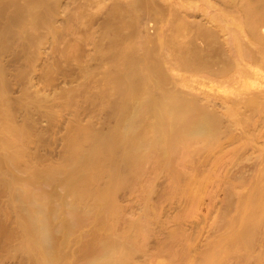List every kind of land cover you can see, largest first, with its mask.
I'll return each instance as SVG.
<instances>
[{"label": "bare ground", "instance_id": "1", "mask_svg": "<svg viewBox=\"0 0 264 264\" xmlns=\"http://www.w3.org/2000/svg\"><path fill=\"white\" fill-rule=\"evenodd\" d=\"M51 1L56 0H0V56L14 47L17 42L21 44H19V47L25 46L24 43L26 44V41L28 43L29 41L34 42L31 41V39L38 36L41 38L43 36L42 34L41 36L37 35V29L43 24L52 22L51 18L54 19L53 11L54 7L56 8L57 5L54 6L55 4ZM226 2L228 8H237L238 14L235 12L236 15L230 13L231 16H233L232 19H227L225 15H221L219 18H212L219 23L223 22L225 27L234 25L233 28L229 29L234 48L233 56L225 51L226 56L224 57L221 53L216 52L215 48L203 52L197 45L193 43L186 44L176 40L174 37V39L172 38L167 42L160 41V47H158V49H141V46H139L141 43L139 44L135 41V43L131 41V43L126 42V36L123 35L124 33H121L123 31H121V23H119L120 25H113L114 20H111L112 17L107 25L108 28L105 29L107 31H105L104 34V36L109 39L108 46L104 47L99 42L96 50L99 53L97 54L102 56L106 55L103 54L105 53L104 51L108 50L107 52H113L112 49H117L119 47V51H117L118 49L116 50L117 53L114 51L113 54L109 52L111 55H107L108 64L110 66L106 69L104 79L107 82L106 84H109L111 88L110 90H105V88L102 92L99 90L100 97L104 104H111L113 108L112 115L113 117L115 116V123L113 122V127L109 128L106 132L95 130L92 124L90 126L75 125L74 130L71 133L68 132L69 134L67 135V137H69V141L67 140V142L69 143L65 145V147H67V149H65V158L60 164H55L53 166L46 165V167L44 166L45 168H40L41 166H39V164L37 165L36 162L38 160L37 153L30 150L32 141H39V139L43 137V133H41L42 137H40L39 131L37 132L33 128L36 125L30 126L26 124L28 122L27 119L26 123H16L15 114L18 108H20V105L22 106L21 103L24 104L25 102H21V98L18 101L8 97L7 90L8 87H10V82L13 80H7L8 75H5L7 71L5 72L4 69L8 70V67L11 68V66L10 63L9 65L5 64V66H8L5 68L0 60V131L2 133L0 138V149L1 147L5 149V152L3 150L4 153L0 154V184L7 189L6 191H8L12 198L11 202L17 203L16 208L11 213H1V209L3 208L0 207V254L8 243L11 242L10 244H12L11 239L16 237L15 235L18 233L20 238L17 240L20 239V243L18 242L19 248L17 249L27 254L29 260H35V264H75L79 262L78 259L80 260L81 257V259L84 260V264H134L131 259L133 247L138 243H136V241L140 233L141 237L145 235L143 233H145V228H147L148 225L145 226L146 223L139 221V219L128 225L126 224L129 226L128 229L122 226L121 228L123 229L116 231L117 225L115 221L120 214L119 206L114 201L113 191H115L114 188L116 186L119 187L120 184L126 183L128 180L131 181L130 178H135L139 175V173H141V166L144 162L146 164V161L156 160L159 162L158 164H161L164 168H168V170L172 168L174 170L173 166L178 162V153L179 155L181 153L180 157H183L181 162H183V166L186 165L184 169L186 170L187 176V174L190 173L186 169L187 164L189 167V162L192 161V153H194L195 159L199 160L198 164L200 163V165L199 170H193V172H198L199 176L196 177L199 179L196 181L199 182L198 187L201 186L202 188L203 185L206 184L207 186V184H209L208 182L205 183L206 180H209L207 177H212V173L213 175H217V173H215V168L220 164L223 165V167L224 164H226V170H228L230 164L236 163L239 159L241 160V158L246 155L245 153L252 150L253 153L255 152V155L257 153L261 158V164H259V162H254L255 165L257 164L256 166L254 165V169L258 170L259 167H261L257 172V177H260L261 174L262 178L264 170V95L261 94V90L259 92L252 90L254 89L252 88L254 87L253 81L249 79L236 81L237 86L233 88L235 91L232 90L222 95L220 103L216 101L215 98L210 100L208 97H206V99L204 97L205 102L203 98H197V96H192L190 99L188 95H184L180 90V92H178L177 88L174 89L175 87H172V89L167 86L170 75L165 68L166 54H170L174 57L177 65L184 69L193 71L205 70L216 77H226L234 68L239 66L241 59L249 58L252 55L243 41L245 32H247L257 44L258 52L261 54L259 65L264 67V31L262 30L264 28V0H226ZM132 3L134 6L132 5L133 7L130 9L135 12H137L138 8L140 11L144 10L146 12V9L149 7L148 0H132L131 4ZM118 5L119 4H117L116 7H118ZM121 10H123V8ZM120 16L122 17V15ZM134 20L135 19H133V21ZM179 20L180 26L177 32L182 34L188 29L186 26L188 22L186 20ZM120 21L121 18L119 22ZM136 21L137 20H135V22ZM124 23H126V21ZM130 25H132V23ZM197 31L211 41L217 37L216 32L206 26L198 25ZM15 47L14 49L16 50ZM25 48V50H27L29 46ZM22 50V52L28 51H24V47ZM36 52L38 53V51ZM27 53L35 54V52ZM14 57H16L14 59L17 60L20 56L15 55ZM13 61L14 60H12V62ZM24 61L27 62V60ZM12 62L11 65H13ZM26 62H24V64ZM27 65L31 64L27 63ZM20 67L21 66H19V68L18 66L14 67L16 69L18 68L20 71L17 70L15 75L14 73L13 75L16 78L20 73L22 75V77L19 75V78H17L18 81L16 80L17 82H20V77L24 79V75H26L25 73L23 75L24 70H27L26 66H23L25 67L24 70L22 69L23 67ZM14 71L15 70H13V72ZM254 71L258 73L257 70ZM17 72L19 74H17ZM254 73L255 72L252 74ZM256 73L254 75H256ZM16 78L12 79L15 80ZM13 82L11 84H15ZM225 82L224 80L222 83L224 84ZM219 87L220 86L217 88ZM241 87H243V89ZM248 90H251V92ZM224 91L226 93L227 89ZM72 94L70 96L75 97V95ZM96 94L99 95L98 93ZM78 96L79 95L76 97L78 98ZM87 96H90V94H87ZM94 96L97 98L95 94ZM110 96H116V99L114 98V100L111 101ZM185 96L188 97L186 98ZM74 97H71V99L75 100ZM71 99L69 100L72 103L69 100V102H67L70 106L79 100L76 99L75 102ZM90 102L92 103V101ZM90 102L88 103L90 104ZM210 104L213 106L212 109L209 108ZM45 105L43 106L45 107ZM22 107H24V105ZM89 107L91 106L89 105L88 108ZM27 108H25V110ZM47 110L46 113L51 114L53 110L52 106H49ZM256 116L261 117V125L255 124L250 127L252 125L251 122ZM51 122H53V120ZM54 124L55 123L52 125ZM37 126L35 128L38 130ZM56 129H58V127ZM50 134L52 133L50 132ZM50 139L53 141V138ZM55 139L57 140V137H55ZM85 144H87V146ZM181 149H183L184 154H182ZM251 158L254 159V157ZM196 162L197 161H195V163ZM21 163L25 164V170L29 175L26 179L21 178V176L19 178V175H17L16 168H18ZM145 164H143V166ZM245 165L248 164L245 163ZM178 169H181L180 171L182 174L184 173L183 171H185L182 168ZM143 170L146 169L144 168ZM180 171L178 173L175 172L179 176L178 180L181 176ZM72 172H80L81 176L79 175L80 178L77 181L72 182L71 178H68L69 175H71V177L74 175V173L71 174ZM194 176L195 175H193V177ZM188 178L192 180L195 177L190 178L188 176L186 179ZM56 179L63 182L62 184H65V188L67 189V192H65L66 190L64 191V194L66 193L65 195L61 194L63 199L66 197L67 193H69L71 197L68 195L70 198H67L71 201L63 200L59 194H57L58 196L56 198V194L54 197L53 193H48L49 191L46 192L42 190V188L38 189H41L40 191H36L40 182L51 181L53 183ZM73 179L74 178H72V180ZM229 181L235 187L230 186L229 190L233 187V192L232 190L231 192L235 195L234 189H236L235 191L237 192V188L241 187V183L236 185V179L235 184L233 179V183L231 180ZM184 182H187V180ZM189 182L191 183V181ZM262 182L263 181H261V183L259 181H252L251 183L253 184L251 187L249 186L250 190L248 194L244 196L238 195L240 196V198L238 197V203L241 210L238 219L240 225L239 230L237 229V232L232 235L226 234L227 236H225L223 234L224 237L221 238L223 241H220L219 244L216 243V245L211 247L206 253L203 252L204 257H201L202 260L199 264H222L224 260L223 257H226L224 254H226L225 251L227 247L232 245L233 242H237V244L238 242L239 244L242 243L245 247L247 245L249 246L252 243L249 241L251 239L253 240L258 228H264V183ZM196 183L197 182H194V185ZM124 184L123 186H125ZM192 184L193 183H191V185ZM134 187L133 190L135 189ZM130 189H132V187ZM186 191H188V189ZM202 191L203 188L199 192L202 193ZM183 194L186 196V192ZM58 197L60 198L58 199ZM55 198L61 200L57 202ZM147 211L148 210H146V212ZM122 216L123 215H121V217ZM149 217L148 218L151 220L153 216ZM230 221L231 220H229V222ZM237 225L238 224H236V226ZM57 230L61 233V238L56 236ZM103 230L106 232L105 234ZM130 230L134 232L131 233ZM78 231L81 233L77 237L78 239L76 238L78 241H75V243L79 242L80 245L78 246L80 247H78L79 253L75 254L78 255V257L81 255L80 258L62 252V249L65 250V248H62L63 245L68 244V242L71 243V241L74 243L73 239L75 236H71L74 237L72 240L70 238L71 241H69V236ZM77 235L78 233L76 236ZM140 240L143 241L141 238ZM138 246L140 247L141 245ZM232 246H235L234 243ZM234 248L235 247H233V249ZM6 249H8V247ZM240 249H242V247H240ZM135 250L137 251V249ZM243 250L246 251V249ZM68 251L72 250H67V252ZM186 251L187 250L184 252ZM246 252L245 255L247 254L248 256V252ZM230 253L231 252H229L228 255H230ZM186 256H188V254H186Z\"/></svg>", "mask_w": 264, "mask_h": 264}, {"label": "rangeland", "instance_id": "2", "mask_svg": "<svg viewBox=\"0 0 264 264\" xmlns=\"http://www.w3.org/2000/svg\"><path fill=\"white\" fill-rule=\"evenodd\" d=\"M131 1H51L55 4L54 6L57 5L56 8L54 7V11L56 12L53 11L54 19L51 18L52 22H48L49 25H51V23L52 25L49 26L48 24H43L37 29V35L41 36L42 34L43 36L41 38L38 36L36 38L31 39V41L34 42L29 41L30 45L26 41V44L24 43L25 46L19 47L20 43L18 44L17 42V44L15 43L14 45V47L16 45L18 46L15 47L16 50L14 49V47H12L13 49L11 48L9 51L1 54L0 60L2 61L3 66H5V64L9 65V63L11 66V68L5 66V68L8 67V70L4 69L3 67L4 71H7V74L5 73V75H8L7 80L14 81H11L9 84L10 87H8L7 90L9 95L8 97L10 99L18 101L21 98L23 101H20L26 103H21L22 106L24 105V107L20 105V108H18V113L16 112L15 114L16 123H26L28 120L26 124L30 126L38 125V130L35 128L36 126H34L33 128L37 132L39 131L40 137H42L41 133H43V137L40 138L39 141L34 140V142L32 141L30 145V150L35 151V153H37L38 155V160L36 162L37 165L39 164V166H41L40 168H43L44 166L46 167V165L53 166L55 164H60V162L63 161L66 155L65 149H67L65 145H68L69 143L67 142V140L69 141V137H67V135L74 130L75 125L90 126L92 124V127L95 130L97 129L101 132H106L107 130H109V128L113 127L115 123V116L113 117L112 115L113 108L111 107V104H104L100 97V91L102 92L105 88V90H110L111 88L109 84H106L107 82L104 79L106 69L110 66L108 64L109 61L107 60V55L113 54L114 51L117 53V51H119V47L117 48L118 50L114 48L115 50L112 49L113 52L109 51L111 52V54L107 52L108 50H103L105 52L103 54L106 55L102 56L98 55L99 53L96 50L97 44L99 42L104 47L108 46L109 39L108 37H105L104 34L105 31H107L105 29L108 28L107 25L112 17L113 18L111 20H114L113 25H120L119 23H121V31L123 30L121 33H124L123 35L126 36V42L129 43L131 41L133 43H141V45H139L141 46V49H158V47H160V41L167 42L174 37L176 40L184 42L186 44L193 43L197 45L203 52H206L208 49L215 48V51L221 53L224 57L226 56L225 51L228 52L229 55L233 56L234 48L233 43L231 41V34L229 32V29L233 28L234 25H231L230 27H225V24L223 22L219 23L212 18H219L221 17V15H225L227 19H232L233 16H231L230 13L238 14L237 8H228L226 0H148L149 7L148 9H146V12L144 10L140 11L139 8L137 9V12L131 11L130 8L134 6L133 3L131 4ZM117 4H119L118 7H116ZM113 8L116 9L114 10ZM122 8L123 10H121ZM132 14H134L136 17ZM120 15H122V17ZM118 17L121 18L120 22V18ZM133 19L137 21L135 22V20L133 21ZM179 19H181V21L186 20L188 22V25H186L188 29L182 34L177 32L180 26ZM125 21L126 23H124ZM122 22L123 25L125 24L124 26L122 25ZM131 23L133 26L130 25ZM198 25L206 26L207 28L214 30L217 36L215 39L217 40L214 39L211 41L202 36L197 31ZM262 30L264 31V28ZM243 41L247 46L248 50L252 53V55L249 58L241 59L239 66L234 68V70H232L226 77H216L205 70L193 71L184 69L177 65L174 57H172L170 54H166L165 68L170 75V80L167 83V86H169L170 88L175 87L174 89L177 88L178 92H183L184 95H188L190 99L192 98V96H197V98H203V101L205 102L204 97L205 99L206 97H208L210 100L215 98L216 101L220 103L221 96L229 93V91L234 90L233 88L237 86L236 81H243L249 79L253 81L254 84V87H252L254 89L252 90L257 92L261 90V94L264 95V67L259 65L261 54L258 52V46L247 32H245L243 35ZM26 46H29L30 51L29 49H27L28 51L25 50ZM21 47H24V51L30 53L35 52V54L22 52L23 50ZM36 51H38V53ZM15 55L20 57H18L16 60L14 59L16 58L14 57ZM12 60H14L15 62H12ZM24 60H27V62ZM11 62L13 63L14 67L18 66L19 68V66H26V71L24 70L25 67L22 68L24 70L23 75L24 73L26 74L24 75V79L21 78V73L19 74L17 72V74L21 75L19 80L20 82H17V78H19V75H17V78L14 76L15 72L17 70H20L18 68H14L13 65H11ZM24 62L26 63L24 64ZM27 63H30L31 65H27ZM10 69H13L15 71L13 72V70ZM254 70H257L258 73H256V71ZM252 71L255 72L256 75H254L255 73L252 74ZM252 75L255 76L257 79ZM12 78L16 79L14 80ZM224 80L226 82L223 84L222 82ZM12 82L15 84H11ZM217 85L220 87L217 88ZM241 88L243 89V87ZM225 89H227L226 93L224 91ZM80 90L83 91L81 92ZM248 91L251 92V90ZM90 92H93L92 95ZM72 93L75 95V97L70 96ZM96 93H98L99 95H97ZM87 94H90V96H87ZM94 94L97 98H95ZM77 95H79L78 98L76 97ZM188 96L185 97L187 98ZM71 97H74L75 100H79H77L76 102L75 100L71 99ZM110 97L111 101L114 100V98L116 99V96ZM67 98L75 101L76 103H73V105L70 106L69 103H67L70 100ZM88 98L90 99V101H92V103L89 101ZM88 102H90V104ZM43 105H45V107ZM89 105L91 106L89 107L90 110L88 108ZM49 106H52L53 108L51 114L46 113V111H48L47 108ZM25 108L27 109L25 110ZM209 108L212 109L213 106L210 104ZM52 120L53 122H51ZM53 123H55L57 126L55 124V126L52 125ZM251 123L252 125L250 127L254 126L255 124L261 125V117H254ZM55 127H58V129H56ZM53 129L55 130V132ZM49 131L52 134H50ZM1 135L2 133L0 131V138ZM53 135L57 137V140ZM50 138H53V141ZM47 144L50 146H48ZM85 145L87 146V144ZM3 150L5 152V149H2L1 147L0 154L4 153ZM181 152L182 154H184L183 149H181ZM192 154V159L190 158L192 161L189 162V167L187 164L186 168L188 172H190L187 174V176L186 170L184 169L186 165L183 166V162H181V159L183 157L181 158V153L180 155L178 153V162L175 160L177 163L175 162L176 164H174L173 166L175 171L172 168V170L164 168L161 164H158L159 162H157L156 160V162L154 160L148 162L146 161V164H148L146 167L145 162L143 163L145 164L144 166L142 164L140 169L141 173H139V175H137L135 178H130L131 181L128 180V182H124L125 184L123 183L127 187L123 186V184H120L119 187H115L117 189L114 188V201L119 206L120 214L117 220L115 221L117 225L116 231L119 229L121 230L124 227L125 229L126 227L128 229V224L139 219V221H143L144 223H146L145 226L148 225L147 228H145V233H143L145 235L142 234L143 238L140 236L141 233L139 235V237L143 241H141L138 237L136 243H140H135L137 246L134 244L135 246L133 247L131 254V259L134 264H196V262L197 264H199V262H201L202 260L201 257H204L203 252L206 253V251H209L211 247L216 245V243L219 244L220 241L222 242L223 239L221 240V238H223L224 235H232L237 232V229L239 230L240 225L238 219L241 210L238 202L241 195L244 196L248 194V191L250 190V187L253 184L251 182L259 181L261 183V181H263L262 183H264V170L261 178V174L260 177H257V172L259 169H261V167H259L258 170L254 169L257 165H255L254 162H259V164H261V158L257 153L255 155V152L253 153V151L250 150L245 153L246 155H244L241 160L239 159L238 161H236V163L234 162L230 164L228 170H226V164H224V167L220 164L217 168H215L216 172L214 171L215 173H217V175L214 174V176L212 172V174L209 173L212 177H207L209 180H206V182L204 180L205 183L208 182L209 184H207V186L206 184L203 185L205 187L202 186L203 191L201 193L199 191H201L202 188L201 186L198 187L199 182L196 181L199 179H197V177L199 176L198 172H193V170H199L200 163L198 164L199 160L195 159L194 153ZM251 157H254V159ZM195 161L197 162L195 163ZM245 163H247L248 165H245ZM24 166L25 164L21 163L20 166L16 168V171L17 175H19V178L21 176V178L26 179L29 175L28 172L25 170L26 167ZM177 167L185 170L183 171L185 173H183L185 176L181 173V169H178ZM142 168H145L146 170H143ZM218 169H220L221 171ZM229 170L232 171L230 172ZM179 171L181 173V176L178 180L179 176L177 175V173ZM226 171L229 172L227 173ZM73 173L74 172H72L71 174ZM75 174H77L78 176ZM192 174L195 175L194 177L196 179L193 177ZM237 174L239 177L237 176ZM79 175L81 176L80 172H75L72 177L71 175H69L68 178H71V181L74 182L80 178ZM188 176L194 179H186ZM72 178L74 179L72 180ZM234 178L237 180V182ZM184 179L187 180L188 184L187 182H184ZM232 179L234 184L236 182V185L238 183H241V187L237 188V192L235 191L236 189H234V192L236 193L235 195L232 193L234 185L231 184L229 181L231 180L232 182ZM246 180L248 181V184ZM189 181H191V183L193 184L191 185ZM44 182L45 181H43L42 183L40 182V185L39 187H37L36 191L39 188H42V190L46 192L49 191L48 193H53L54 197L56 194V198L58 196L57 194H59V196L63 199V196H61V194L65 195V190V192H67L65 184H62L63 182L58 181V179L54 180L53 183L51 181V183ZM194 182H197L195 184L197 186L194 185ZM229 183L230 185L228 186ZM61 184L64 186H62ZM130 186L132 187V189H130ZM230 186H233L231 187L232 192L231 190H229ZM133 187L135 188L134 190ZM187 189L188 191H186ZM6 190L7 189L2 184H0V207L3 208L1 209V213H11L17 206V203L11 202L12 198ZM185 192L186 196L185 194H183ZM68 195L70 196V194L67 193L66 197H64L65 201H71L69 199L71 196L69 197ZM60 197H58V199ZM58 199H56L57 202L61 200ZM146 210L148 211L146 212ZM121 215L123 216L121 217ZM148 215L151 217L153 216V220L152 218L150 220V217ZM229 220L231 221L229 222ZM236 224L238 225L236 226ZM122 226L123 228H121ZM232 226L235 228H233ZM148 227L151 229L152 232ZM131 229L134 230L133 228ZM263 230V227L258 228L257 233L255 235L256 237L254 236L253 240L251 239L249 241L250 243H252L249 246L247 245L248 247H245L242 243H240V245L239 242L238 244L237 242H233L235 246H232V243V245L226 248V254H224V256L226 257H223L224 260L222 261V264H264ZM132 232L134 231H131V233ZM77 233L78 235L76 236ZM77 233L74 232L72 235L69 236V241L74 238L71 236H75V238L73 239L74 243L71 241V243L68 242V244L63 245L62 248H65V250L62 249V252L80 258V254V257L75 254L79 253L78 247H80L78 246L80 245V243H75V241H78L77 237L81 232L78 231ZM105 233L106 232L104 231V234ZM15 236L16 237L14 238L16 239H11L12 244H10L11 242L8 243V245L4 247L5 249H3V251L1 252L0 264H35V260H29L27 254H25L22 250L17 249L19 248L18 244L20 243V239H17L20 238V236L18 233ZM56 236H58V238H61V233L58 232V230ZM138 245L141 246L139 247ZM239 246L242 247V249H240ZM7 247L8 249H6ZM233 247L235 248L233 249ZM135 249H137V251ZM243 249H246V251L248 250V256L247 254L245 255L246 251ZM67 250L72 251L67 252ZM183 250H187L188 253L187 251L184 252ZM229 252H231L230 255H228ZM186 254H188V256H186ZM81 258L80 260L78 259V263H75V260L77 259L74 258V263L84 264V260H82Z\"/></svg>", "mask_w": 264, "mask_h": 264}]
</instances>
